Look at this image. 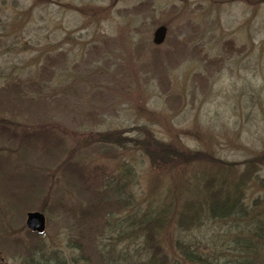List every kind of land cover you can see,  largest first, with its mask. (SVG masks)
Returning a JSON list of instances; mask_svg holds the SVG:
<instances>
[{
  "label": "rangeland",
  "instance_id": "rangeland-1",
  "mask_svg": "<svg viewBox=\"0 0 264 264\" xmlns=\"http://www.w3.org/2000/svg\"><path fill=\"white\" fill-rule=\"evenodd\" d=\"M177 238L264 264V0H0V264H190Z\"/></svg>",
  "mask_w": 264,
  "mask_h": 264
},
{
  "label": "trees",
  "instance_id": "trees-1",
  "mask_svg": "<svg viewBox=\"0 0 264 264\" xmlns=\"http://www.w3.org/2000/svg\"><path fill=\"white\" fill-rule=\"evenodd\" d=\"M27 134H25V136H28L29 138H31L32 136L35 135V133L32 132H26ZM106 138H108V135H105ZM114 139H112L111 141H113ZM150 140H146L144 142H141L142 148L147 147V148H152L156 153H158L156 156L160 157L158 159H162L163 158V154L166 152H169V149L167 146L160 144L158 142H154V146L151 144V142H149ZM151 152V151H150ZM191 156H193V154H188L185 157L186 158H190ZM195 157V156H194ZM208 200H206V198L201 199V201H199L198 203L192 201L189 202L187 204V206L184 208V211L181 212V218L182 219H190L192 220L194 223L195 222H199V220H201L202 218L200 217V215L198 214V207L200 206L199 204H201L202 202H204L203 200H206L207 203L209 202L210 204L207 205V209L210 211L212 210V213L215 217H219V218H230L232 215L236 214L239 216V214H242L243 212V208L240 206L238 207L237 205V200L239 199V197H235L234 199L232 197H219L217 195H208ZM201 202V203H200ZM165 209V211H164ZM166 208L161 209L157 214L156 217H154L155 220H158L159 218V214H162L163 219L166 218ZM149 218H145L143 222H148L149 223ZM144 223V224H146ZM247 239L243 240V241H234L235 243H233L234 247H239L240 245H243V243H248L246 241ZM175 251L176 248L181 250V253L183 254V259L191 262L190 264H204L203 259L196 255L194 252H199V248H195L193 247L192 243H189L188 241L185 242L183 240H181L180 238H177L176 242L171 246ZM249 247V243L248 245L245 246L244 249H247ZM163 246H161L159 243H157V250L162 251L163 250ZM249 254V253H248ZM159 258V257H158ZM161 260H163V258H160ZM159 259H157L156 257H154V259H151L150 262L148 264H158ZM185 261V262H186ZM231 261V260H230ZM152 262V263H151ZM232 262V263H231ZM228 262L229 264H246L247 259L244 260H234ZM250 264H253L252 260L249 261ZM227 261H224L223 263H219V264H228ZM58 264H61L58 261ZM161 264V263H159ZM248 264V263H247Z\"/></svg>",
  "mask_w": 264,
  "mask_h": 264
},
{
  "label": "water",
  "instance_id": "water-1",
  "mask_svg": "<svg viewBox=\"0 0 264 264\" xmlns=\"http://www.w3.org/2000/svg\"><path fill=\"white\" fill-rule=\"evenodd\" d=\"M167 27L165 25H160L156 28L154 32V43L162 44L167 36ZM27 227L32 231L43 232L45 230L46 217L40 211H30L27 214Z\"/></svg>",
  "mask_w": 264,
  "mask_h": 264
}]
</instances>
